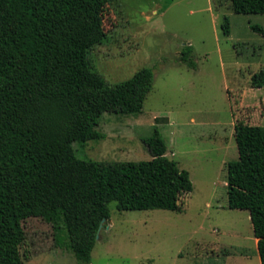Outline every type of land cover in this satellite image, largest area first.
<instances>
[{
	"label": "rangeland",
	"instance_id": "rangeland-1",
	"mask_svg": "<svg viewBox=\"0 0 264 264\" xmlns=\"http://www.w3.org/2000/svg\"><path fill=\"white\" fill-rule=\"evenodd\" d=\"M230 21V33L222 24ZM264 14L237 13L232 0H112L105 41L90 52L109 84L151 67L155 78L139 114L106 112L102 138L75 143L77 155L99 162L148 160L145 139L159 126L168 157L189 170L194 189L182 211L120 210L99 231L90 263L58 245L50 223H23V264H262L251 215L229 207L227 163L238 159L235 125H264ZM191 46L197 66L181 61ZM106 225V226H105ZM66 240V233L63 240Z\"/></svg>",
	"mask_w": 264,
	"mask_h": 264
},
{
	"label": "trees",
	"instance_id": "trees-1",
	"mask_svg": "<svg viewBox=\"0 0 264 264\" xmlns=\"http://www.w3.org/2000/svg\"><path fill=\"white\" fill-rule=\"evenodd\" d=\"M111 1L0 0V264H23L30 217L50 223L57 244L90 263L111 202L120 210L182 211V196L194 189L189 170L168 157L159 126L145 139L151 159L108 163L77 155L76 142L103 137L95 125L104 113H141L153 88L151 67L109 84L92 66L91 50L107 38ZM232 6L264 14V0ZM222 27L230 33L228 18ZM181 61L197 66L190 45ZM252 85L264 86V68ZM235 138L229 207L250 212L264 264V125L238 121Z\"/></svg>",
	"mask_w": 264,
	"mask_h": 264
},
{
	"label": "water",
	"instance_id": "water-1",
	"mask_svg": "<svg viewBox=\"0 0 264 264\" xmlns=\"http://www.w3.org/2000/svg\"><path fill=\"white\" fill-rule=\"evenodd\" d=\"M105 221H106V220L104 219L103 222H102V224H101V227L103 226V224H104ZM101 227H100V229H101ZM97 237H99V234H98Z\"/></svg>",
	"mask_w": 264,
	"mask_h": 264
},
{
	"label": "crops",
	"instance_id": "crops-1",
	"mask_svg": "<svg viewBox=\"0 0 264 264\" xmlns=\"http://www.w3.org/2000/svg\"><path fill=\"white\" fill-rule=\"evenodd\" d=\"M255 239H256V244L258 245V238L256 237Z\"/></svg>",
	"mask_w": 264,
	"mask_h": 264
}]
</instances>
